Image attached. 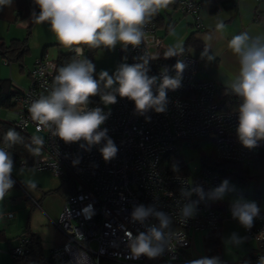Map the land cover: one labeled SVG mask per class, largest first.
Segmentation results:
<instances>
[{
	"label": "built area",
	"instance_id": "1",
	"mask_svg": "<svg viewBox=\"0 0 264 264\" xmlns=\"http://www.w3.org/2000/svg\"><path fill=\"white\" fill-rule=\"evenodd\" d=\"M172 3L181 13L193 17L196 28H202L197 0H172ZM156 28L153 17L144 28L146 37L139 46H118L119 65L140 63V58L147 56L148 75L158 78L154 94H158L163 75L179 78L180 86L165 90V111L160 113L152 108L141 115L132 100L118 94L114 104L105 105L100 95L96 102L89 100V109L99 107L107 116L99 129L107 130L106 138L99 144L89 145L84 140L66 143L54 134V125L41 126L37 131V123L31 120L28 109L32 101L51 91L58 70L56 59L37 58L29 69V85L20 88L12 98L11 118L6 120L31 138L39 136L43 140L41 153L39 156L32 153L31 164L23 160L14 162L22 168L69 177L74 183V191L65 198L58 219L52 221L64 235V241L50 249L46 259L49 264H190L198 260L186 258L184 253L191 244L192 231L217 230L224 219L241 224L232 209L237 202L247 203L244 199L237 198L228 210L208 205L223 198L222 193L216 192L222 185L218 173L199 168L185 174L162 164L161 159L167 153L179 155L181 141L207 139L212 143L214 162L248 164L257 159L262 140L254 148L242 144L237 132L238 110H219L214 101L216 83L196 80L198 62L187 52L177 51L176 55L166 57L172 47L163 42ZM177 62L184 64L179 75ZM29 128L33 129V135ZM107 139L118 149L109 161L104 160L100 151ZM188 205L193 211L184 217L182 210ZM141 206L151 211L143 220H136L133 212ZM157 213L171 221L170 228L165 229L171 234L163 253L155 258L141 255L133 259L126 234L135 237L147 234L153 226L159 227ZM12 217V212L0 213V232L2 223ZM243 228L246 236L258 244L260 261L264 257V209H258L250 228ZM27 246L28 239L21 236L9 253L13 258L24 256Z\"/></svg>",
	"mask_w": 264,
	"mask_h": 264
},
{
	"label": "clouds",
	"instance_id": "2",
	"mask_svg": "<svg viewBox=\"0 0 264 264\" xmlns=\"http://www.w3.org/2000/svg\"><path fill=\"white\" fill-rule=\"evenodd\" d=\"M172 0H34L39 12H32L33 21L37 24L47 22L58 42L66 49L74 51L75 57L70 63L60 67L54 76L51 91L32 101L29 106L30 118L41 126H55L54 134L64 142L86 141L89 145L99 144L106 138V129L99 130L107 116L99 107L89 109V98L100 95L105 105L116 103L117 94L132 100L137 112L143 115L149 109L156 112L165 111L166 89H176L180 86L179 78L163 75L158 86V94L153 93L157 84L156 76H149V60L141 57L142 62L118 66L110 75L102 70L98 79L94 76L95 65L84 57V47L91 49L105 48L112 50L119 43L124 48L128 45L139 46L146 37L145 26L162 9L169 6ZM12 0H0V7L9 5ZM223 28V24H218ZM228 47L239 59V73L229 85L231 91L242 103L238 107L237 132L242 144L254 148L259 140H264V36H250L241 32L233 36ZM180 46L170 48L166 57L176 55ZM211 59V57H209ZM177 74L183 70L184 64L177 62ZM51 122V124H50ZM37 145L29 150L35 156L41 153L43 140L34 136ZM7 147L22 142L19 132L10 128L4 134ZM83 147V145H81ZM105 161L115 157L118 149L111 139H107L100 149ZM13 158L10 152L0 147V201L14 186L11 179ZM35 187L34 182H30ZM228 186L224 181L217 193H223ZM143 206L133 212L136 220H143L149 213ZM192 206H185L183 216L192 214ZM234 217L246 228L253 224V218L258 214L254 203L237 202L232 209ZM160 221L159 227H151L147 234L140 233L132 237L131 257L138 259L141 255L155 258L162 254L164 246L169 241L170 219L161 213L156 214ZM190 264H217L215 258H201ZM260 264H264L261 257Z\"/></svg>",
	"mask_w": 264,
	"mask_h": 264
},
{
	"label": "crops",
	"instance_id": "3",
	"mask_svg": "<svg viewBox=\"0 0 264 264\" xmlns=\"http://www.w3.org/2000/svg\"><path fill=\"white\" fill-rule=\"evenodd\" d=\"M197 1L199 2L197 14L202 23V28H196L193 25L191 15L181 13L174 4L170 3L167 8L156 14L160 17L156 32L162 37L163 42L172 48L177 45L181 46L185 38L192 33L195 45L189 47L186 52L196 58L198 62L196 80H212L216 83V86L230 89L229 85L234 77L238 75L240 65L237 55L228 47V42L233 36L245 31L253 37L264 36V1L235 0L233 6L226 8L222 6L220 1H217V10L214 13L210 11L208 0ZM32 12L27 0H12L11 4L0 7V37L6 40L7 36H11V34L14 36L15 33L11 30L13 27L16 29L29 27L32 24ZM221 23L223 24L222 29L217 27ZM166 26H168L167 30H165ZM40 56H36L35 60ZM227 182L228 186L222 193L225 210L232 206L239 192L241 193L235 182L231 180H227ZM59 186L52 190L51 194L56 195L52 198L53 200L45 202L42 197L39 199L31 197L34 201L30 200L32 205L28 212L14 209L16 205L19 207L21 204H24V206L29 204V198L25 194L23 195L27 198H24L25 203L16 202L14 195L10 196V194L6 195L3 201H0V212L10 211L13 213L12 218L2 223L0 264H20L11 256L9 248L16 244L18 238L26 230L40 238L44 256L48 255L53 246L63 243L64 235L52 223V221L58 219L64 200L68 196V191ZM260 194L264 196L262 191H260ZM23 196L21 201H23ZM261 206L262 204L258 208L264 209ZM198 234L201 236L202 243L201 258H215L217 264H237L238 262L260 264V261L256 259L259 250L254 252V249L242 248L244 236L242 224L224 219L219 227L220 243L217 248L211 250L210 254L206 253L204 248L203 236L205 232L192 231L190 234L191 242L195 241L194 238ZM226 235L232 244L236 246L235 255H230V262L221 261L223 258L221 242ZM249 257H255V259H249ZM201 258H198V260Z\"/></svg>",
	"mask_w": 264,
	"mask_h": 264
},
{
	"label": "trees",
	"instance_id": "4",
	"mask_svg": "<svg viewBox=\"0 0 264 264\" xmlns=\"http://www.w3.org/2000/svg\"><path fill=\"white\" fill-rule=\"evenodd\" d=\"M210 11L215 12L217 10V1L222 3L223 7L233 6L235 0H208ZM29 7L32 11L39 12L38 6L35 5L34 0H27ZM172 3V2H171ZM199 3V2H198ZM173 4V3H172ZM175 6V5H174ZM156 21V27H159V15L154 16ZM32 22L33 18H32ZM168 26L165 27L167 30ZM195 45V39L193 34H189L182 45L180 46V51L186 52L189 47ZM84 47V57L91 61L94 65V56L98 49H91L87 46ZM28 51V45L26 39L11 38L10 40H5L0 37V58L6 60L8 63H17L22 70L24 55ZM46 46L43 47L42 54L40 57L45 56ZM39 57V58H40ZM74 51L59 52L57 60V68L59 69L62 66L70 63L73 60ZM119 64V62H118ZM29 73V71H28ZM96 77V73L94 72ZM20 88L14 85L10 79H0V110L1 109H11L13 107L12 98L15 96ZM90 101L96 102L99 100L98 95L92 96L89 98ZM214 101L218 105V109L221 111H233L238 110L240 103H242L241 98L237 97L231 89H228L223 86H217L214 95ZM14 129L19 132L22 137V142H19L12 147H7L4 141V134L8 129ZM0 146H5L6 151L10 152L13 158V161L23 160L28 165L32 162V152L29 150L33 148V141L28 133H24L16 128H14L11 121L0 119ZM162 164L167 166H174L177 172L188 174L190 172L189 167L187 166L182 154L172 155L170 153L162 155L161 159ZM210 168L214 172L218 173L222 180H231L237 184L239 190L245 187L248 181L253 180L256 183L260 180H264V140L261 141V148L259 155L256 160L251 163H240L235 161H220L214 162L212 157L203 158L201 160L200 169ZM15 179V178H13ZM12 179V180H13ZM17 182L19 180L15 179ZM14 181V180H13ZM60 188L66 189L68 194L74 191V183L69 177L61 178ZM238 199H245L246 195L239 192L237 197ZM253 201L257 208L264 202V196L260 194L258 188L255 187L253 191ZM209 206L213 208H218L224 210L223 207V198L221 202L217 203H208ZM259 209V208H258ZM21 236H24L28 239V250L24 256L15 257V261L20 264H49L46 259L47 256H44L42 253L41 241L40 238L34 233L29 232L28 230L24 231ZM20 236V237H21ZM203 243L206 253L211 252V250L217 248L220 243V234L219 229L214 231L205 232L203 236ZM264 250V249H262ZM264 252V251H262ZM258 257V256H257ZM256 257V259H257ZM249 259H255V257H249ZM237 264H248L244 262H238Z\"/></svg>",
	"mask_w": 264,
	"mask_h": 264
},
{
	"label": "rangeland",
	"instance_id": "5",
	"mask_svg": "<svg viewBox=\"0 0 264 264\" xmlns=\"http://www.w3.org/2000/svg\"><path fill=\"white\" fill-rule=\"evenodd\" d=\"M11 30L15 34H13L14 36H12V34L11 36H7L6 40H10L12 37H16L21 40L26 39L28 51L24 55V68L22 70L17 63H4V60L0 58V78H9L12 83L19 88H25L29 85L30 78L27 75V72L33 66L35 57L41 55L44 46H46L45 56L49 59H56L59 52L70 51L69 49L64 48L58 42L47 22L41 24L32 22V24L27 28L16 29L13 27ZM120 45L121 44L118 43L112 50H108L105 48L98 49L94 56L95 73L97 79L99 73L102 70L107 71L110 75L114 74L119 66V55L117 52V47ZM9 118H11L10 110L1 109L0 119L6 120ZM28 130L32 135L34 134L32 128H29ZM178 149L192 173L200 168L201 160L203 158L206 159L212 157V143L207 139L181 141L180 143H178ZM11 175L13 176V178H16L17 180L19 179V184L15 183L14 181V186L8 194H10V196L14 195V199L19 203H25V199L29 198V204L27 206L21 204L19 207H17L16 205L14 206V209H16L17 211L25 210L26 212H28L30 206L32 205V201H34L31 197H34L35 199H39L42 197V200H45V202H47V200H53L52 198H54L56 195L51 194L52 190L60 185L61 178H63L54 176L47 170L40 171L30 168H22L15 162L13 163V171ZM224 181L227 180H222V182ZM30 182L35 183L34 188L31 187ZM254 187L258 188L260 191H262V194H264V180H260L257 183L253 180H250L248 181L247 185L241 189V193L246 195L245 199L248 201V203H254ZM24 194L27 195V198L23 196ZM21 195L23 196V201H21ZM261 204V207H264V202H262ZM6 212L10 211H4L0 213ZM194 240L195 241H192L190 246L184 250L186 258L198 259L202 257L201 236L199 234L196 235ZM242 241V248L245 247V249H254V252H258V244L255 240L248 238L245 232ZM221 245L223 257L221 261L230 262V255H235L236 246L232 244L227 235L223 237Z\"/></svg>",
	"mask_w": 264,
	"mask_h": 264
}]
</instances>
